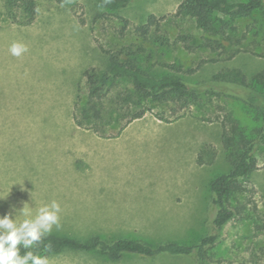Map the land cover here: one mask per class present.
Segmentation results:
<instances>
[{
  "label": "rangeland",
  "instance_id": "rangeland-1",
  "mask_svg": "<svg viewBox=\"0 0 264 264\" xmlns=\"http://www.w3.org/2000/svg\"><path fill=\"white\" fill-rule=\"evenodd\" d=\"M36 1L37 19L22 26L11 22L7 0H0V195L6 197L0 199V215L9 213L13 205L23 207L25 201L35 214L55 200L63 209L62 228L52 234L79 240L100 236L154 245L195 244L212 234L218 207L210 184L231 168L223 132L234 118L246 126L255 125L246 102L249 90L216 82L214 76L240 69L251 77L264 69V19L258 13L234 22L225 19L226 34L232 40L224 34L213 35L212 41L219 43L201 46L210 35L196 19L176 15L184 0H133L118 11L103 7L99 0H76L73 7L57 0ZM151 14L161 19V25L152 30L159 35H150L168 37L170 46L143 42L136 33ZM190 33L200 46L180 38ZM13 43L26 45L28 51L13 56ZM141 45L146 47L143 59L148 58L153 74L182 76L199 89L200 100L178 120L167 105L153 104L148 114L164 115L171 123H158L152 116L132 123L120 138L105 145L107 149L97 145L88 150L91 171L84 175L79 164L78 173L69 133L80 129L72 114L88 96L83 73L90 67L107 69L105 49L125 46L131 50V46L137 50ZM118 86L132 89V82L120 80ZM104 101L109 105L107 98ZM125 120L114 119L108 133L117 132ZM198 153L202 161L197 163ZM257 156V169L241 181L244 190L231 202L232 207L244 208L224 226L217 242L206 247L207 264H264L263 148ZM46 257L50 264L199 261L197 253H163L153 258L133 254L115 261L101 251L71 249Z\"/></svg>",
  "mask_w": 264,
  "mask_h": 264
},
{
  "label": "trees",
  "instance_id": "trees-1",
  "mask_svg": "<svg viewBox=\"0 0 264 264\" xmlns=\"http://www.w3.org/2000/svg\"><path fill=\"white\" fill-rule=\"evenodd\" d=\"M101 5L112 11L126 8L133 0H99ZM59 3L71 4L76 0H57ZM7 16L11 22L28 26L37 19L36 0H7ZM258 13L264 19V0H248L236 2L232 0H184L178 7L176 15L191 17L196 19L198 26L210 36H206L208 41L201 46H211L212 36L224 34L229 40L231 35L226 34L228 21H236L242 18L251 17ZM128 24V21H124ZM125 25V26H126ZM161 19L155 14H151L145 24L136 27V33L143 38V42L171 45V40L164 36H151L152 30L160 28ZM123 26L122 30L126 27ZM235 29L236 26H230ZM236 30V29H235ZM123 32V31H122ZM159 35L157 33H152ZM237 35V33H236ZM183 41L194 42L195 47L200 46L195 42L192 33L181 35ZM264 39V37H263ZM240 42L239 38L235 39ZM188 48H194L192 45ZM126 49L112 51L105 49L109 55V65L107 69L100 67L88 68L83 75L88 85V96L84 104L75 106L73 118L75 123L85 129H92L100 136L108 137L107 127L112 121L126 119L121 124L120 133L126 126L137 118L143 117L153 108V104L167 105L175 117L180 119L193 105L200 100L199 89L192 87L188 82L177 74H164L158 76L153 74L148 67V58L143 59L146 47L141 45L137 50L131 46ZM127 50V51H126ZM128 80L132 82V89L119 88L118 81ZM216 82H226L240 84L246 87L249 92L246 95L248 109L253 115L255 125L252 127L231 119V127H226L223 132V144L227 152V159L231 165L227 173L221 174L212 180L210 184L213 192V203L218 207L213 221L214 232L204 236L198 243L184 244L178 242H167L162 244H151L146 241L120 238L115 241L102 239L95 236L91 240H79L77 238L51 234L37 247L29 249L35 254L49 256L57 254L65 249L78 251H101L108 258L118 261L125 255H139L153 258L163 253L172 255L198 254L197 264H207L206 247L214 245L219 239L224 226L237 215L241 214L244 206L232 207L231 202L241 193L242 180L250 177L252 172L258 167L257 152L264 149V69L252 75H245L240 69L227 70L215 74ZM118 86V87H117ZM117 87V88H116ZM108 99L109 105L105 103ZM116 116V117H113ZM170 122L164 115L159 117ZM199 161H202L199 155ZM26 250L21 251V254Z\"/></svg>",
  "mask_w": 264,
  "mask_h": 264
},
{
  "label": "clouds",
  "instance_id": "clouds-1",
  "mask_svg": "<svg viewBox=\"0 0 264 264\" xmlns=\"http://www.w3.org/2000/svg\"><path fill=\"white\" fill-rule=\"evenodd\" d=\"M27 51V46L21 43H13L10 47L11 54L16 57ZM4 198L0 195V199ZM62 211L61 204L53 200L39 207L33 214V209L25 201L23 207L13 205L9 213L0 215V264H50L48 257L35 254L29 249L41 244L54 229L62 228ZM22 249L26 250L23 254Z\"/></svg>",
  "mask_w": 264,
  "mask_h": 264
},
{
  "label": "crops",
  "instance_id": "crops-1",
  "mask_svg": "<svg viewBox=\"0 0 264 264\" xmlns=\"http://www.w3.org/2000/svg\"><path fill=\"white\" fill-rule=\"evenodd\" d=\"M90 68H92V67H90ZM149 116H152V115L148 114V112H147L143 117L137 118V119L133 120L132 122H130L126 126V128L128 126H130L132 123L134 124V122L136 123L138 121H141L142 119H145V117H149ZM152 117H154V119L158 123H171V122L163 121L162 119L157 118L156 116H152ZM72 118H73V114H72ZM73 121L75 122L74 118H73ZM78 127L80 128L78 131H73L72 133H69L70 134L69 144H70V146H73L75 148V154L73 155V158H72V162H73V165L75 168L74 170H76V171H78V173H80L81 170L78 169V165L80 164L82 171L84 172V175H86L91 171L90 167H92V158H91V154L88 152V150H90L93 146H97V145L100 146L101 148L107 149V147L105 145L108 142H112L114 137L120 138L119 135L124 133V131H126V128L123 129L120 133L117 131L115 133L109 134V135H113V136L103 137V136H100L99 133L95 132L92 129H85V128H82L80 126H78ZM84 139H89V142H86ZM99 150L101 152L100 154H103L102 150L100 148H99ZM198 157H199V153H198V156L196 158L197 163L199 161Z\"/></svg>",
  "mask_w": 264,
  "mask_h": 264
}]
</instances>
